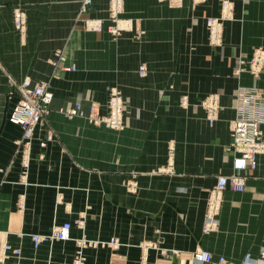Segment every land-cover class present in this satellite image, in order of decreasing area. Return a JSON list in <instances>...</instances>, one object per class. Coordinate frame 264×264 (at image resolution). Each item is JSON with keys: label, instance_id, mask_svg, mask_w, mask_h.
I'll list each match as a JSON object with an SVG mask.
<instances>
[{"label": "crops", "instance_id": "obj_1", "mask_svg": "<svg viewBox=\"0 0 264 264\" xmlns=\"http://www.w3.org/2000/svg\"><path fill=\"white\" fill-rule=\"evenodd\" d=\"M82 1L0 0V264H74L75 241L36 248L30 238L66 222L74 238L122 243L86 249V264H193L198 249L211 252L213 264L219 257L264 264V155L245 172L243 192L225 191L216 231L204 232L209 192L233 172L237 91L264 92V67L256 76L236 73L241 57L264 48V0H228L233 14L218 47L209 44L206 19L220 16L224 0H123L122 16L135 25L119 37L106 29L108 0H93L78 19ZM16 7L27 15L24 36L14 25ZM85 19H104V30L88 31ZM59 60L76 70L56 68ZM25 79L48 81L54 92L26 178L14 155L23 129L9 121L19 99L11 81ZM109 87L127 103L124 129L68 116L78 104L105 113ZM212 93L221 104L214 125L201 105ZM164 168L170 171L158 172ZM82 216L84 230L75 225ZM4 239L21 255L4 259ZM145 243L153 247L144 250Z\"/></svg>", "mask_w": 264, "mask_h": 264}, {"label": "built area", "instance_id": "obj_2", "mask_svg": "<svg viewBox=\"0 0 264 264\" xmlns=\"http://www.w3.org/2000/svg\"><path fill=\"white\" fill-rule=\"evenodd\" d=\"M111 3L117 4L119 0H109ZM90 2V1H87ZM231 6V3L228 0L223 1L222 7L227 8ZM232 7V6H231ZM228 18H216L208 20V38L213 45H220L223 42V26L225 20ZM16 24L18 27H23L24 17L21 13H16ZM97 31H101V28H97ZM110 32L118 34L121 30V26H112L108 28ZM249 61L254 65L257 63H264V48H258L254 51L253 55L249 58ZM65 71H70L72 69H64ZM261 69H250L253 74H257ZM141 74H145V69H141ZM16 92L19 95V101L14 109V113L11 115V121L21 124L25 130V137H32L35 125L40 124L43 121L44 115L47 113L48 105L52 101L53 93L50 91V83L48 81H40L33 83L29 79H25L21 83L12 81ZM109 100L110 107L115 108V112L112 115L102 116L95 107L89 112L90 120L96 124H107L113 128H118L121 126L119 120L120 108L119 105L123 100L120 91L117 89H109ZM187 97H183L182 100L185 101ZM215 97L209 96L203 98L202 102H205L208 105L209 111L215 112L216 106L213 104ZM238 115H244L245 113H257L260 110L261 106H264V92L259 90L256 87L241 88L238 92ZM71 114H76V110H71ZM257 118H241L235 121V131H234V140L232 144V149L234 150V164L235 171L234 175L229 177L220 178L217 187L211 192L222 191L229 187L228 180H231L232 187L237 191H243L244 187L242 184L244 176L242 172L248 166H251L248 162L249 150L240 151L237 148V143L239 141L247 142L250 141L249 134H252L251 131L258 129L260 125ZM258 133V131H257ZM45 142V141H43ZM42 145H45L43 143ZM26 146V144H25ZM264 152V149H263ZM219 201L213 196L210 203V211L206 217V231L214 230L217 226V220L215 218V213L217 212ZM71 231V224L65 223L60 227H57L51 233L50 237H41L40 235H32L34 242L38 245L42 241L50 239H67L69 238ZM112 243L116 245V248L120 246L119 239H112ZM261 258L264 260V250L261 253ZM257 264V261H255ZM213 254L206 250H198L193 255V264H213ZM77 264H83L81 260ZM217 264H227L225 257H219ZM254 264V263H252Z\"/></svg>", "mask_w": 264, "mask_h": 264}, {"label": "bare ground", "instance_id": "obj_3", "mask_svg": "<svg viewBox=\"0 0 264 264\" xmlns=\"http://www.w3.org/2000/svg\"><path fill=\"white\" fill-rule=\"evenodd\" d=\"M87 1H90V2H87ZM92 1L93 0H83V4H82V8H81V12H85L87 11V9L90 7V5L92 4ZM109 1V0H108ZM196 1H203V0H196ZM121 2L122 0H119V2L117 4H114V3H111L109 1V3L111 4L112 6V10L111 13L115 15L120 12L121 10ZM88 7V8H87ZM230 10H231V6L227 7V8H223L222 7V13H221V16L222 18H230L231 17V14H230ZM21 13L24 17V24H23V27H18L17 24H16V13ZM113 17V18H114ZM111 18V16H110ZM110 18L108 19V21H111ZM216 18H219V17H211V18H208L207 19V23H208V20H212V19H216ZM227 20V19H226ZM13 21H14V25L16 27V29L21 33V35H25L26 33V30H27V15L25 13V11L21 8V7H16L14 9V17H13ZM115 21L117 22L118 20L115 19ZM132 21V20H131ZM129 21V20H125V21H122L120 20L119 22L115 23L113 20L111 21L110 25L108 27H112V26H121L122 27V23L125 22L126 24H128V26H132L133 23ZM104 26V20L102 19H99V20H87L86 21V28L87 29H90L91 31H97L98 27L99 28H103ZM224 27V26H223ZM207 29H208V25H207ZM209 42H210V39H209ZM210 44H212L210 42ZM213 45V44H212ZM214 46H219V45H214ZM262 48V47H260ZM58 55H60V53H58ZM59 59H61V57H59ZM248 61V60H247ZM245 58H241L240 61H239V66H238V69H237V73H240L242 71H245V67L246 66V69H248L250 71V69H263V66H264V63H257V64H252L250 61L247 62ZM54 66L56 68H60V69H72V70H76V67L75 66H65L63 65V62L61 60L59 61H56L54 62ZM141 69H145V67H140V74H141ZM261 71V70H260ZM259 71V72H260ZM241 74V73H240ZM142 75V74H141ZM146 75V69H145V74ZM142 75V76H144ZM13 81V80H12ZM11 81V82H12ZM51 88V86H50ZM241 88H249V87H241ZM240 88V89H241ZM110 90L111 89H117L118 91H120L117 87H112V88H109ZM108 89V90H109ZM239 89V90H240ZM238 90V92H239ZM50 91L53 93V97H54V92L52 91V89H50ZM110 93V92H109ZM121 93V92H120ZM122 95V94H121ZM19 96V95H18ZM122 98L123 100L121 101L120 105H119V108H120V115H119V120L121 122V126L118 127V128H113V126L111 125L108 126L107 124H96L94 122H92L90 120V117H89V112L90 110L92 109V107H95L97 111H99L100 115L102 116H106V115H112L116 110L114 107H110V100H109V103H108V106H107V112L106 113H101V110L95 106V105H92L89 107V112H85V109L83 107L82 104H78L76 105L75 107H72L70 108L68 111H67V114L69 117H76V116H87V119L89 120V122L93 125H96V126H101V125H104L110 129H113V130H122L125 128V117H126V113H127V103L122 95ZM54 99V98H53ZM52 99V101H53ZM110 99V98H109ZM220 100V99H219ZM19 101V99H18ZM52 101L50 102V104L48 105V110H47V113L44 115L43 117V121L40 123H44L47 121V117L50 113V105L52 103ZM18 103V102H17ZM16 103V105H17ZM219 103V102H218ZM218 103H217V99H214V102L213 104L216 106V111L215 112H211L209 111V108H208V105L210 104H206V103H203V105L206 107L207 109V120L209 121V124L210 125H214V122L217 118V110H218ZM182 104L184 106H187L188 104V101L185 100L182 102ZM16 105L14 106L11 114H10V117H9V121L14 124V125H17V126H20L22 129H23V134H22V137L20 139H18L15 143V156L17 155H21V159L23 161V166L25 168V171H24V177L26 178L28 176V171H29V168H30V161H31V149H32V143H33V138H34V134L37 130V127L40 125L39 123L35 125V130H34V133L32 135V137H27V139L25 140L24 137H25V130L23 128V126L21 124H18L16 122H12L11 121V115L14 113V109L16 107ZM238 107H239V100H238V93H237V108H236V115H235V118L233 119V123H232V128H231V143L228 147V149L230 150L231 152V155L233 156V172L231 174H222V175H219L218 178H217V183L216 185L210 190L209 192V196H208V201H207V211H206V216H205V219H204V232L207 233V234H210L214 231H216L217 227H218V224H219V218H218V215L220 213V210L222 208V201H223V195L225 193V191L228 189V188H231L233 191L235 192H243L246 188V183H247V175L245 174L246 171H248L249 169H256L257 166H258V162H259V157L261 155H264V152H263V149H264V134H263V130H262V125L264 124V106H261L260 107V110L257 112V113H245L244 115H238ZM76 110L77 113L76 114H71V110ZM257 118L259 120V123L260 125L258 126V129H254L253 131H251L252 134H249V139L250 141H247V142H243V141H239L237 143V148L240 150V151H246V150H249V158H248V162H250L251 166H248L245 170V172H242V174L244 176H241L243 178V181H242V184H243V187H244V190L243 191H237L235 190L233 187H232V182L231 180H228V185L229 187L225 190L222 191H215L214 193H211L218 185V182L220 180V178L222 177H229L231 175H234V173H236L235 171V164H234V150L232 149V144H233V140H234V131H235V121L237 119H241V118ZM257 123V125L259 124ZM258 131V133H257ZM43 143H45V145H42ZM26 144V146H25ZM40 145L42 147H45L46 146V142H41ZM42 158H44V154L41 155ZM170 169H165V171H163L162 169V172H169ZM212 194L213 196L219 201V204H218V208H217V212L215 213V218L217 220V226L215 227L214 230H211V231H206V217H207V214L209 213L210 211V203H211V200H212ZM85 218V217H84ZM81 219L79 221L76 222V224L80 227H84L85 226V219ZM66 223H69V222H66ZM65 224V223H63ZM63 224L57 226V227H60L62 226ZM71 224V223H70ZM55 227V228H57ZM54 228V229H55ZM53 229V230H54ZM52 230V232H53ZM51 232V233H52ZM51 233H47V234H30V238L33 242V245L34 247L38 248L40 247L41 245L43 244H53L54 242L56 241H75L76 242V245H77V253H76V257H75V261H74V264H77V262L79 260H81L83 262V264H86L85 263V259H84V250L87 249V247H96V246H102V247H110V248H113V249H119L122 245V243L120 242V246L116 248V245L112 243V239H114L115 237H112L111 239H109L108 241H90L88 239H86L84 236L85 235H82L83 237L81 238H74L72 236V224H71V231H70V235H69V238L67 239H50L48 238L46 241H42L41 243H39L38 245L34 242L33 238H32V235H40L41 237H50L52 234ZM116 239V238H115ZM118 239V238H117ZM140 247H142V249L146 250V249H150L153 247V244L152 243H145L144 245H141ZM200 250V249H198ZM196 250V251H198ZM203 250V249H202ZM264 250V246L262 247L261 249V253L262 251ZM195 251V252H196ZM207 251V250H206ZM194 252V253H195ZM1 253H2V257L4 259L7 258V255L9 253H13L14 255L16 256H20L21 255V250L18 249V248H13L8 242L6 239L2 240V250H1ZM147 253V252H145ZM193 253V255H194ZM247 261L249 264L252 263V259H250L249 257L247 258Z\"/></svg>", "mask_w": 264, "mask_h": 264}, {"label": "rangeland", "instance_id": "obj_4", "mask_svg": "<svg viewBox=\"0 0 264 264\" xmlns=\"http://www.w3.org/2000/svg\"><path fill=\"white\" fill-rule=\"evenodd\" d=\"M195 3H200L199 1H196V0H193ZM203 1H205V0H203ZM203 1H201V2H203ZM225 1V0H224ZM109 2V1H108ZM231 3V2H230ZM82 4H83V1H82V3H81V7H80V13H79V17H78V19H83V16H84V14H85V12H81V8H82ZM109 17H108V19L110 18V16H111V18H110V20L112 21H114L115 23H117V22H119L120 20H122V21H125V20H129V21H131L132 23H133V25L132 26H128V24H126L125 22H123L122 23V30L118 33V34H114V33H112V32H110L109 31V29L108 28H110V27H108L109 25H110V23H111V21H109L110 23H109V25L106 27V29H107V31L113 36V37H119L120 35H122L124 32H129V31H133V29H134V25H135V22H134V19H132V18H126V17H123L122 15L124 14L123 12H124V9H123V0H122V2H121V10H120V12H118L116 15H115V17H114V15L111 13V11H113L112 10V6H111V4L109 3ZM231 10H230V14L232 15L233 14V5H232V3H231ZM88 8V7H87ZM88 10V9H87ZM221 13H222V6H221ZM220 16H221V14H220ZM219 16V17H220ZM114 17V18H113ZM115 19L116 20H118L117 22L115 21ZM87 20H99V19H85L84 21H85V28H86V21ZM102 20H104V19H102ZM228 20V19H227ZM206 21H207V19H206ZM226 21V20H225ZM206 28H207V22H206ZM87 29V28H86ZM88 31H91L90 29H87ZM104 30V26H103V28H102V30L101 31H103ZM101 31H96V32H101ZM207 31H208V29H207ZM92 32V31H91ZM223 34H224V27H223ZM208 41H209V38H208ZM209 44H210V42H209ZM223 44V42L219 45V46H221ZM212 45V44H211ZM214 46V45H213ZM218 47V46H217ZM263 48V47H262ZM258 49V48H257ZM254 53V52H253ZM61 54V53H60ZM253 55V54H252ZM251 55V56H252ZM242 58V57H241ZM240 58V59H241ZM243 58H245L246 59V61L247 62H249V58L250 57H243ZM240 59H239V61H240ZM238 66H239V62H238V65H237V67H236V73H237V69H238ZM141 67H145V69H146V73H147V67L146 66H141ZM264 67V66H263ZM243 68H245V71H242V72H240L241 74L243 73V72H249L251 75H253V76H256L257 74H253L251 71H249L248 69H246V66L245 67H243ZM139 73H140V71H139ZM240 73H238V74H240ZM261 73V71L260 72H258V74H260ZM141 75V74H140ZM145 76V75H144ZM245 87V86H244ZM248 87H254V86H248ZM109 88H112V87H109ZM108 88V89H109ZM241 87H239V89H240ZM238 89V90H239ZM237 93H238V91H237ZM209 96H213V97H215V99H217V103H218V110H217V115L219 116V112H220V109H221V104H220V95L219 94H217V93H212V94H209V95H207V96H205L204 97V99L205 98H207V97H209ZM184 97H187V96H184ZM236 98H237V94H236ZM186 100L188 101V97L186 98ZM203 100V99H202ZM182 102H183V100H182ZM108 103H109V100H108ZM108 103H107V106H108ZM203 103H205V102H202L201 101V105H202V107L205 109V111H206V113H207V109H206V107L203 105ZM182 106H184L183 104H182ZM187 106H188V104H187ZM187 106H184V107H187ZM98 107V106H97ZM99 108V107H98ZM237 108V107H236ZM108 110V109H107ZM107 110H106V112H107ZM105 112V113H106ZM127 114V113H126ZM218 116H217V118H216V120H215V122L217 121V119H218ZM215 122H214V124H215ZM233 123V122H232ZM232 128V127H231ZM228 151H229V153L231 154V152H230V150L228 149ZM165 169L166 168H164L163 169V171H165ZM159 173H164V172H162V169H160L159 171H158ZM131 188H136V185H134V184H131V186H130ZM84 218V216H82L80 219H78L77 221H79V220H81V219H83ZM85 219V218H84ZM77 221H75V225L77 226V227H79L80 229H82V230H84L85 229V226L84 227H80L79 226V224L77 225L76 224V222ZM85 225H86V219H85ZM81 237H83V236H81ZM81 237H79V238H81ZM86 239H88V240H90V241H100V240H93V239H89L88 237H86V236H84ZM115 238H117V237H115ZM92 246H90V247H87V249L88 248H91ZM96 247H98V246H96ZM121 248V247H120ZM119 248V249H120ZM111 249H113V248H111ZM119 249H113V250H119ZM85 251L86 250H84V259H85V263H86V255H85ZM76 253H77V251H76ZM145 253V252H144ZM75 257H76V255H75ZM75 261V260H74Z\"/></svg>", "mask_w": 264, "mask_h": 264}]
</instances>
